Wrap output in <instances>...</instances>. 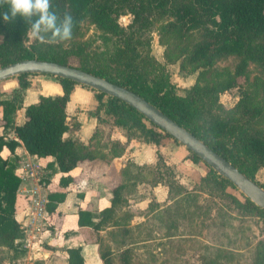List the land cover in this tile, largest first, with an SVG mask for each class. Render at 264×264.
Listing matches in <instances>:
<instances>
[{
	"label": "trees",
	"instance_id": "obj_1",
	"mask_svg": "<svg viewBox=\"0 0 264 264\" xmlns=\"http://www.w3.org/2000/svg\"><path fill=\"white\" fill-rule=\"evenodd\" d=\"M52 5L59 15L67 12L74 17L73 36L86 19H90L101 31L105 47L101 65L84 61L77 68L139 94L250 179L255 180L256 174L264 169V130L254 126L262 110L252 105V96L247 91H241L233 110L234 116L225 118L218 112L219 96L248 81L250 64L257 65L264 72V0H52ZM5 10L0 9V12ZM125 14L132 16L127 27L119 22ZM155 17H167L159 28L160 35L178 38L184 43V59L201 69L195 84L184 96L176 92L162 65L150 55ZM27 27L22 18L17 17L15 22L5 23L0 16V62L19 53V60L39 59L69 65L68 58L55 51L36 53L24 49ZM229 56L240 59L229 80L221 82L215 78L213 84L206 83V71L212 69L217 60ZM29 76L17 77L19 89L8 98H0V127L3 129L0 135V246L11 250L14 258L26 254L23 243L25 230L15 218L21 179L16 173L18 158L3 157L4 150L15 155L16 149L23 145L32 156L54 158L58 170L63 174L59 187L66 189L73 183L74 177L70 173L79 163L95 160L102 156L101 150L109 149V144L102 142L95 151H91L78 138L66 137L73 128L79 127L77 123L73 127L74 124L68 122L67 104L77 85L69 79L56 78L62 86L63 95H41L36 103L25 107L24 119L21 124H17L16 115L22 108L23 93L31 86ZM92 91L98 104L92 115L99 121L101 114L110 118L128 139L131 133L136 132L147 143L159 145L166 138L178 143L123 101ZM10 132L15 138L9 137ZM124 153L125 147L119 142L110 144L111 156L119 157ZM188 153L193 163L203 162L196 154L189 150ZM158 158L161 159L159 153ZM146 168L129 162L123 170V181L112 191L111 206L99 214L100 220L95 223L88 211H80L79 224L90 226L96 231L109 225L108 220L114 211L123 205L125 190L129 184L137 185L146 177ZM208 175L215 186L224 191L232 188L238 193V197L233 200L240 211L264 220L263 209L209 166ZM174 185L167 184L170 199L175 197L172 196ZM261 185L264 188V182ZM176 189L181 192L185 187L178 185ZM64 198L63 191L50 195V215L57 210L55 201ZM138 213L143 215L144 212ZM66 252L68 264H86L80 246L67 248ZM102 258L104 264H113L107 254H102ZM257 258L258 264H264V245L259 247ZM126 260L124 263L128 264Z\"/></svg>",
	"mask_w": 264,
	"mask_h": 264
},
{
	"label": "rangeland",
	"instance_id": "obj_2",
	"mask_svg": "<svg viewBox=\"0 0 264 264\" xmlns=\"http://www.w3.org/2000/svg\"><path fill=\"white\" fill-rule=\"evenodd\" d=\"M166 19L155 17L150 55L162 65L176 92L184 96L195 84L201 69L184 59V43L178 38L160 35L159 28ZM131 20L132 16L125 14L119 22L127 27ZM23 47L36 53L55 51L65 55L69 65L76 68L84 61L100 66L105 53L101 31L90 19L82 22L78 32L69 41L52 44L47 40L39 42L26 36ZM20 57L19 53L7 57L0 62V67L20 61ZM239 60L235 56L217 60L215 66L204 74L205 82L213 84L215 78L227 82ZM240 82L243 83V80ZM241 91H247L252 96V105L262 110L254 126L264 130V72L255 64H250L248 81L243 86L232 88L219 96V114L225 118L234 116L233 110ZM101 116L100 131L95 142H103L110 147L113 143L110 139L124 136L125 132L114 126L110 118ZM72 122L73 127H76V123ZM167 141L171 143L164 145L163 141V146L158 145L156 149L161 159L156 156L155 165L144 170L146 177L137 186L127 189L131 207L135 204L145 206L149 201L150 209L145 213V219L132 221L129 209L121 210L118 227L107 225L94 233V239L100 245V254H107L113 264H125L126 259L128 264H258L257 251L264 245V220L240 211L233 200L238 197L234 189L224 191L215 186L210 182L205 163L194 166L186 147L172 140ZM142 144H145L144 138L133 132L125 151L129 154ZM104 152L101 150L102 154ZM255 181L260 184L264 182V169L256 174ZM158 183L160 185L154 191V185ZM168 183L175 184L172 190V196L175 197L170 201L171 205L166 206L167 200L157 202L165 198L162 192L166 189L162 185L167 186ZM178 185L185 189L180 192L176 189ZM89 263L94 264L92 260ZM0 264L36 262L26 254L14 258L11 250L0 246Z\"/></svg>",
	"mask_w": 264,
	"mask_h": 264
},
{
	"label": "crops",
	"instance_id": "obj_3",
	"mask_svg": "<svg viewBox=\"0 0 264 264\" xmlns=\"http://www.w3.org/2000/svg\"><path fill=\"white\" fill-rule=\"evenodd\" d=\"M28 80L31 86L23 93L22 108L18 110L16 115L17 124H21L24 119L25 107L36 103L41 95L53 97L63 95L62 86L53 76L31 75ZM18 89L17 78L6 80L0 83V98H8ZM97 105L95 92L78 84L74 86L70 101L67 104L68 122L72 124V121H74L79 127L75 130L72 129L71 132L66 134V137L78 138L82 143L89 146L91 151L97 149L98 144H96L95 138L96 133L100 131L101 121L92 115ZM1 117L2 110L0 109V119ZM0 124L2 123L0 122ZM2 134L3 129L0 127V135ZM9 137L15 138V135L10 132ZM167 140L172 139L162 140L159 146H163V141L164 145L171 143ZM110 141L119 142L123 147H126L128 137L124 134V136L120 135L119 138L110 139ZM159 146L145 142L138 149L131 151L129 154L125 151L119 157L111 156L109 147L104 154L101 153V157L79 163L70 173L74 177V181L66 189L59 187L63 174L58 170L54 158L41 159L32 156L23 145L16 149L15 155L10 154L8 150H4L3 157L12 159L15 156L18 158L16 173L21 179V184L17 193L15 218L26 229L23 241L26 255L33 258L36 264H68L66 249L80 246L86 264H90L91 260L94 264H104L102 254H100V245L94 239V233L99 231L90 226H81L79 224V212L88 211L91 214L92 221L98 222L100 220L99 214L111 206L112 191L123 181V170L127 164L134 162L138 166L152 167L155 165L156 156H158L156 149ZM132 147L130 146V148ZM26 163L32 166L31 170L25 167ZM200 164L193 163L194 166ZM137 185L131 183L128 188ZM158 185L160 183L154 185V191H156ZM162 186L163 189H166L165 192H162L165 193V198H162L161 194L162 199L157 203L167 200L166 206H169L171 205L170 201L173 199L169 198L168 186ZM127 189L123 194V205L117 208L108 220L110 227L120 225L121 215L119 213L121 210L124 211L128 208L130 211L129 217L132 221H137L141 218L145 219V213L150 209L149 201L145 206L144 204H140V206L135 204L131 207V199L127 196ZM62 191L65 198L59 202L55 201L57 202V210L50 215L48 212V205L51 201L50 195ZM38 195L43 198L46 210L43 216L47 220L36 219L32 214L34 200H38ZM138 211L144 212L143 215H139ZM116 223L118 226L115 225Z\"/></svg>",
	"mask_w": 264,
	"mask_h": 264
},
{
	"label": "water",
	"instance_id": "obj_4",
	"mask_svg": "<svg viewBox=\"0 0 264 264\" xmlns=\"http://www.w3.org/2000/svg\"><path fill=\"white\" fill-rule=\"evenodd\" d=\"M22 75H49L69 79L78 85L123 101L196 154L207 166L231 182L246 198L264 210V188L260 183L250 179L206 143L134 91L71 65L56 62L26 59L0 67V83Z\"/></svg>",
	"mask_w": 264,
	"mask_h": 264
},
{
	"label": "clouds",
	"instance_id": "obj_5",
	"mask_svg": "<svg viewBox=\"0 0 264 264\" xmlns=\"http://www.w3.org/2000/svg\"><path fill=\"white\" fill-rule=\"evenodd\" d=\"M0 12L5 23H13L17 17L28 25L29 39L48 43H61L72 39L74 17L65 12L62 16L53 10L52 0H0Z\"/></svg>",
	"mask_w": 264,
	"mask_h": 264
},
{
	"label": "built area",
	"instance_id": "obj_6",
	"mask_svg": "<svg viewBox=\"0 0 264 264\" xmlns=\"http://www.w3.org/2000/svg\"><path fill=\"white\" fill-rule=\"evenodd\" d=\"M25 167L28 170L32 169V166H30V164H27V163L25 164ZM45 211L46 210L44 207L43 198L41 195H38V200H34V207L32 210V214L36 217V219L47 220L46 217L43 216ZM19 224L24 228V230H26L25 227L21 223Z\"/></svg>",
	"mask_w": 264,
	"mask_h": 264
}]
</instances>
